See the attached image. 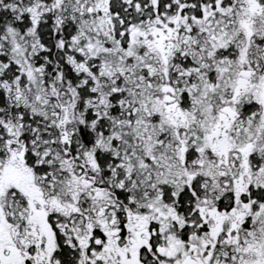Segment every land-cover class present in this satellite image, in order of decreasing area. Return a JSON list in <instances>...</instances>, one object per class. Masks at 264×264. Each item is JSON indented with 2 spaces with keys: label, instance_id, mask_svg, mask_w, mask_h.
Masks as SVG:
<instances>
[{
  "label": "snow or ice",
  "instance_id": "snow-or-ice-1",
  "mask_svg": "<svg viewBox=\"0 0 264 264\" xmlns=\"http://www.w3.org/2000/svg\"><path fill=\"white\" fill-rule=\"evenodd\" d=\"M0 264H264V0H0Z\"/></svg>",
  "mask_w": 264,
  "mask_h": 264
}]
</instances>
